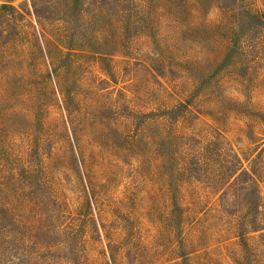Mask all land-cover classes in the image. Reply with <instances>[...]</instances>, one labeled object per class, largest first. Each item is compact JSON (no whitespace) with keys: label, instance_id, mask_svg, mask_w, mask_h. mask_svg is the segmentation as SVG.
<instances>
[{"label":"rangeland","instance_id":"1","mask_svg":"<svg viewBox=\"0 0 264 264\" xmlns=\"http://www.w3.org/2000/svg\"><path fill=\"white\" fill-rule=\"evenodd\" d=\"M67 1L0 0V264H264V0Z\"/></svg>","mask_w":264,"mask_h":264},{"label":"trees","instance_id":"2","mask_svg":"<svg viewBox=\"0 0 264 264\" xmlns=\"http://www.w3.org/2000/svg\"><path fill=\"white\" fill-rule=\"evenodd\" d=\"M36 1H41V4L38 5ZM64 1H65L64 4L57 7V6H54V4H51L49 1H44V0L34 1L33 0L32 2L33 15L37 20H41L42 18L51 20L52 16L54 15L53 12L57 8L58 12L55 14V16H57L58 18L57 20L66 23L69 21L67 15H68L69 10L72 8V6L69 3V1L67 0H64ZM71 1L74 2L75 5H76V1H78L80 12H84L88 0H71ZM115 1H118V0H115ZM106 2L107 0H95L96 6L100 8H102ZM140 2H142V0H137L139 9H141ZM137 11L140 12L138 9H135V15H134L135 17H133L135 19L139 16ZM47 12L53 15H49L48 17H42V15L47 16L46 15ZM236 161L239 164V160L236 159ZM222 180L226 182L227 188L234 190L235 192L242 195L241 201L243 202L244 208L247 209L246 213H247L248 220H249V227H248L249 230L252 232L260 233L261 235L264 234L262 233L263 229H260L259 227L255 225V219H256V215L258 214V209H259L260 197L258 195L256 180L254 179V176L252 175V173L244 168L242 169L241 167H239L238 169L230 171V173L223 176ZM222 192H223L222 195L219 197L220 200H223L226 198L225 191H222ZM33 257H35L36 259H40V258L45 259V258L53 257V255L52 254L50 255L49 253L48 255L44 256L41 253L36 252V255H34ZM54 258H57V257L55 256ZM58 258H60L62 261L74 262L77 260L78 257L76 255H71V256L70 255H59ZM1 260H2V256L0 255V261Z\"/></svg>","mask_w":264,"mask_h":264}]
</instances>
